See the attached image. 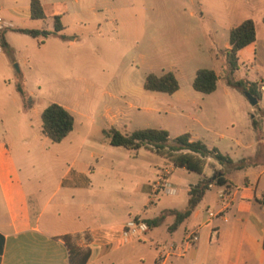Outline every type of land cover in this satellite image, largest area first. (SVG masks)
I'll use <instances>...</instances> for the list:
<instances>
[{
    "label": "rangeland",
    "instance_id": "374dc122",
    "mask_svg": "<svg viewBox=\"0 0 264 264\" xmlns=\"http://www.w3.org/2000/svg\"><path fill=\"white\" fill-rule=\"evenodd\" d=\"M26 2L0 0V11ZM46 5L47 20L23 27L53 29L51 16L59 13L68 21L65 33L76 40L34 39L16 33L10 35L13 54L0 53V137L27 140L21 152L27 151L34 164L29 170L34 186L46 194L75 161V170H95L94 179L110 183L111 199L142 207L150 196V207H156L150 217H154L164 209L185 207L184 189L205 177L174 169L166 183L177 188L178 196L162 191L137 195L134 190L149 183L152 189L161 180L168 169L164 159L147 149L114 147L105 130L115 127L126 134L166 130L172 141L194 131L200 141L216 143L227 152L233 141L249 145L264 137V90L253 107L242 90L226 81L227 77L259 78L257 71H250L253 63L255 70L264 73V0H80L77 4L46 0ZM249 19L257 27L256 51L240 53L239 70L230 76L226 60L230 33ZM201 69L214 70L220 78L218 90L211 95L193 88ZM168 72L177 77L179 92L145 90L149 74ZM54 103L75 119L74 131L59 144L42 133V114ZM239 152L248 157L253 151ZM215 193L211 191L208 201ZM93 196L94 202H103L100 193Z\"/></svg>",
    "mask_w": 264,
    "mask_h": 264
},
{
    "label": "crops",
    "instance_id": "0c3cea01",
    "mask_svg": "<svg viewBox=\"0 0 264 264\" xmlns=\"http://www.w3.org/2000/svg\"><path fill=\"white\" fill-rule=\"evenodd\" d=\"M30 3L29 0L0 11L3 15L0 17L13 26L6 34L12 50L15 48L10 35L37 21L32 19ZM41 3L48 19L46 0ZM56 16L61 17L62 34L67 36L66 15L51 16L53 21ZM43 30L53 31L54 27ZM256 45L257 41L241 53L252 49L255 52ZM0 48V53H6ZM253 64L250 71H257L259 78L251 81L259 82L264 90V73L255 70ZM186 133L191 135L192 141H200L194 131L181 134ZM233 142L234 147L229 146V152L218 148L216 143H205L210 149L216 148L229 155L235 163L247 160L243 170L225 173L232 189L227 192L224 187L212 186L192 216L174 229L176 218L170 212L187 209L190 187L184 189L187 195L185 207L164 209L159 215L150 217L156 208L150 207V196L142 207L111 199L108 196L112 191L110 183L94 179L95 170H75L73 161L46 194L42 188L34 186V177L29 171L32 159L27 151L21 152L20 146H27V140L0 137V264H70L69 250L64 242L66 236L76 238L77 246L90 251L87 264H264V137L249 145L239 140ZM243 148L252 150V155H239ZM164 163L168 169L161 174V180L154 183V188L151 189L149 183L133 193L155 195L156 185L166 183L167 176L174 169L178 170L169 160L164 159ZM213 176L208 173L201 177L210 179ZM173 188L176 193L169 195L178 196L179 191ZM213 190L216 193L208 201ZM94 193H100L103 202H94ZM216 208H219L217 212L213 211ZM209 212L215 217L211 218ZM164 214L167 217L159 227H149V232L129 240L123 238L125 226L135 218L153 220ZM194 231L200 239L194 247H188L185 238ZM215 231L218 239L213 243ZM179 233L180 237L177 236Z\"/></svg>",
    "mask_w": 264,
    "mask_h": 264
},
{
    "label": "trees",
    "instance_id": "16d2710c",
    "mask_svg": "<svg viewBox=\"0 0 264 264\" xmlns=\"http://www.w3.org/2000/svg\"><path fill=\"white\" fill-rule=\"evenodd\" d=\"M31 15L33 20L44 21L47 19L41 0H30ZM7 29L0 33V46L8 54L12 55L13 50L7 39ZM16 32L30 36L34 39H50L58 38L63 41L73 40V37H67L62 34L64 25L61 17L54 18V30H28L16 29ZM257 41V27L252 19L244 21L237 27H234L230 33L229 48L226 51V60L230 71V76L239 70V54L247 47L253 45ZM219 76L214 70L201 69L197 72L193 83L195 91L204 95H211L218 89ZM227 84L243 92L251 93L260 102L263 98L262 85L259 82L249 80L235 81L231 77H227ZM145 90L151 92L166 93L174 95L180 90V83L174 73L168 72L162 76L149 74L146 77ZM20 93L25 95L22 87H18ZM42 133L50 139L54 144L62 143L75 128V119L71 112L59 104L49 105L42 114ZM253 127L258 130L259 124L254 119ZM104 135L109 139L110 145L114 147H123L129 151L139 152L142 149L154 151L164 159L173 163L175 168L184 169L190 173L205 176L213 173L210 179H203L197 185H193L189 189V203L184 212L171 211L170 215L175 216L176 229L182 222L189 219L196 208L201 204L207 192L212 186L224 187L229 192L232 185L225 177L227 171L243 170L248 162L242 160L235 163L229 156L221 153L218 149H210L202 141H192L189 133L170 139V134L166 130L159 129H142L136 130L130 134L123 133L121 130L112 127L104 131ZM222 174V176H221ZM164 214L153 220L141 221L135 218L136 222H144L150 228L159 227L166 219ZM218 234L214 232L212 242H217ZM64 242L69 250L70 264H87L90 257L88 249L80 248L76 245V238L70 236L64 237Z\"/></svg>",
    "mask_w": 264,
    "mask_h": 264
},
{
    "label": "built area",
    "instance_id": "2783aa9c",
    "mask_svg": "<svg viewBox=\"0 0 264 264\" xmlns=\"http://www.w3.org/2000/svg\"><path fill=\"white\" fill-rule=\"evenodd\" d=\"M12 24L8 23L4 18L0 17V33L3 32L6 29L12 28ZM1 50V48H0ZM164 192L167 194H175L176 190L168 183H163L160 182L159 184L156 185L155 188V194L159 193V192ZM209 216L211 218L215 217V214L213 212H209ZM150 228L149 226L144 223V222H136V221H131L129 222L124 230H123V238L125 240H129L132 237H136L139 236L141 234H145L147 232H149ZM200 237L198 232L194 231L192 233H189L186 238H185V245L188 247H194L198 241H199Z\"/></svg>",
    "mask_w": 264,
    "mask_h": 264
},
{
    "label": "water",
    "instance_id": "95a60500",
    "mask_svg": "<svg viewBox=\"0 0 264 264\" xmlns=\"http://www.w3.org/2000/svg\"><path fill=\"white\" fill-rule=\"evenodd\" d=\"M244 95L246 96V98L249 100V102L252 104L253 107H256L259 104V101L256 97H254L251 93L245 91ZM222 176V174H221ZM217 177L214 176V179H216Z\"/></svg>",
    "mask_w": 264,
    "mask_h": 264
}]
</instances>
